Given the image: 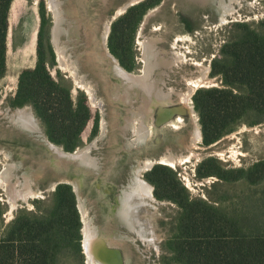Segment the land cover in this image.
<instances>
[{
    "label": "rangeland",
    "instance_id": "1",
    "mask_svg": "<svg viewBox=\"0 0 264 264\" xmlns=\"http://www.w3.org/2000/svg\"><path fill=\"white\" fill-rule=\"evenodd\" d=\"M59 1L61 4L58 5V10L74 8L82 22L74 36L68 30L69 25H73L74 18L60 12L61 20L56 22L48 0H14L8 13L6 72L0 79V203L4 206L1 230L20 210L30 214H45L50 210L51 194L57 186L52 188L55 170L57 178H66L65 181L72 178L65 170H61L64 174H58V167L52 172L49 170L52 168L48 163L50 156L48 157L44 144L45 136L47 139L48 137L35 115L33 116L37 118L39 125L35 133L22 132L12 119L11 111L16 107H31L18 104L15 92L19 72L32 69L37 62L39 29L41 60L51 78L69 87L72 101L84 102L90 112L89 120L73 150H65L61 145L48 140L59 149L61 147L64 152H72L98 138L96 149L91 151V155L102 163V179L95 182L98 189L92 187L88 176L84 178L82 190V185L75 188L83 221L81 224L80 218L83 238L85 222L95 231L101 230L100 227L105 228L108 207L115 204V195L119 189L123 185L128 187L131 167L137 159H148L153 162V166L161 165L170 169L176 182L183 187L190 199L208 201L228 216H236L245 221L255 215L264 217V180L251 184L238 179L239 175L235 173L229 175L228 180H220L218 176L231 170L247 171L254 164L264 161V120L251 114L244 115L239 123L224 126L220 137L205 143L193 102L196 91L223 86L221 76L213 74L211 67L214 61L222 59L223 46L242 33L237 25L246 24L251 29L264 32V25H260L264 22V0H224L233 12L222 22L219 21L216 9L218 3L213 8L210 4L200 5L192 0H144L143 2L152 5H149L139 21L130 23L121 19L128 9L114 17L116 9L121 7L124 0ZM249 2L252 4L248 5ZM105 25L109 27L105 44L108 50L101 43ZM56 29L62 33L55 35ZM98 36L100 52H110L109 58L117 60L119 64L122 61L128 68L120 65L135 75H141L144 70L142 42L158 38L155 48L158 59H162L158 62L163 63L165 60L164 63L169 64L165 66L167 74H163L164 83L162 78L159 86L163 84L164 91L172 92L169 95L172 94L174 105L183 106L185 103L191 110V115L181 117L182 124L178 129L159 131L161 134H157L155 140H149L146 147H131L127 152L123 150L124 142L134 138L131 126L133 118L129 111H135L141 104L139 99L134 104H127L107 97L118 89L116 81L113 84L109 82L107 74L102 70L104 65L101 61L86 60L91 53L96 54L98 49L95 42ZM85 51H88L89 57L82 53ZM59 53L64 56L65 68L59 63ZM79 53H82L80 58H76ZM179 56L181 59L177 58ZM162 68L160 71L159 68H153L150 77L158 81ZM202 74L207 81L194 84L193 81H197ZM78 81H82L84 85L79 86ZM85 85L93 91L94 99H91ZM142 95L143 93H138L139 98ZM187 96L189 100H184ZM178 99L181 103H178ZM14 103L16 105H12ZM8 109L11 110L9 113ZM2 115H5L7 121L3 120ZM193 122L196 127L192 125ZM193 128L199 129L201 139H193ZM169 155L177 159L182 157L183 160L175 165L167 164L164 159ZM41 164H46L49 168L41 169ZM4 170L8 175L2 179ZM141 171L142 180L147 181L149 169ZM204 172L210 174L200 176ZM147 183L152 187L153 198L156 200L153 203L154 218L149 225L154 241L144 240L119 223L113 229L114 235L127 238L119 239L117 247L111 250L117 251L119 264H176L168 251V239L176 234L180 210L174 202L157 198L153 185L149 181ZM25 188L34 194L23 200L19 195ZM66 251L68 258H62L60 264H86L82 249L79 252L74 248Z\"/></svg>",
    "mask_w": 264,
    "mask_h": 264
},
{
    "label": "trees",
    "instance_id": "2",
    "mask_svg": "<svg viewBox=\"0 0 264 264\" xmlns=\"http://www.w3.org/2000/svg\"><path fill=\"white\" fill-rule=\"evenodd\" d=\"M12 1L0 0V79L6 72ZM149 5L152 4L142 2L129 7L121 19L139 21ZM237 26L242 33L223 46L222 59L211 67L213 74L221 76L223 86L193 94L205 143L220 137L224 126L239 123L244 115L264 120V32L246 24ZM40 45L41 29L35 66L18 74L16 102L30 105L48 139L71 151L77 146L90 112L84 102L72 101L69 87L51 78L41 60ZM120 64L128 68L122 61ZM233 173L239 175L238 179L258 183L264 180V161L247 171L231 170L218 176L228 180ZM146 179L157 198L174 202L180 210L176 234L168 239V251L176 264H264V217L255 215L245 221L228 216L208 201L190 199L171 170L161 165L153 166ZM3 212L0 203V264H60L62 258H68L67 249L81 250L80 217L75 195L67 184L55 187L47 213L20 210L2 231Z\"/></svg>",
    "mask_w": 264,
    "mask_h": 264
},
{
    "label": "bare ground",
    "instance_id": "3",
    "mask_svg": "<svg viewBox=\"0 0 264 264\" xmlns=\"http://www.w3.org/2000/svg\"><path fill=\"white\" fill-rule=\"evenodd\" d=\"M49 1V6L52 9L56 22H59L61 20V17L59 16V13H64L65 15H70L74 18V23L73 25H69L68 30L71 35H75V33L78 31V27L82 24V22L79 20L78 16L76 15V11L74 8H65L63 11L58 10L60 8L58 5L61 4L59 0H48ZM144 0H124L122 1V5L120 8L116 9L115 16L120 15L123 13L124 9L127 6L130 5H137L138 3L143 2ZM197 4L200 5H206L210 4L211 7L215 8V5L218 3L216 6L217 13H218V18L219 21H224L227 18V15L232 14L233 10L232 8L229 7L228 4H225L224 0H192ZM231 1V0H229ZM136 3V4H135ZM248 5H251L252 2L247 3ZM150 14V13H149ZM85 25V24H84ZM54 26V24H53ZM52 26V28H53ZM104 31L101 36V43L104 47H106V35L108 34L109 27L108 25H105L103 27ZM52 32V29H51ZM50 32V33H51ZM62 33L61 30L56 29L55 30V35H58ZM83 36V35H82ZM158 41V38H150V39H145L142 42L143 46V60H144V70L141 75H135L133 73H129L122 69L119 64H117V61L114 59L109 58V52L108 54L99 52V57L104 58L105 60L109 61L108 69L110 73L117 78V83L118 89L115 90L113 93H109V98L112 100H119L123 103L127 104H134L136 99H139V104L136 108L135 111L134 109L130 110V115H132V129L134 133V138L133 140H126L124 142V147L123 149L127 150L129 148H141V147H146L147 143L149 140L152 141L157 134H159V131H164L167 129L171 130L172 128L178 129L180 125L182 124V119L180 115H176L177 117L175 119H170L171 121L168 122L165 125H162L161 127H157L154 124V111L158 107V110H160L161 106L162 107H167L168 109L174 106V100L170 97L169 93H166L161 90V87L159 86V83L162 82L163 74H165L167 68L165 66L169 65L167 63H162L158 62V52L155 48V42ZM53 42V41H52ZM54 44V43H53ZM55 47V44H54ZM107 49V47H106ZM88 52V51H87ZM87 52H82L86 53V56H88ZM79 53L76 55V58H80L81 54ZM175 55V54H173ZM181 59V57H177ZM58 59L59 63L62 67H66V62L64 60V56L62 53L58 54ZM160 59L159 61H161ZM169 60V59H168ZM163 67L161 69V72L159 73L160 76L158 77V81L153 80V78L150 77V72L152 69H157ZM204 70V69H203ZM158 71V72H159ZM205 71V70H204ZM161 78V79H160ZM116 81V82H117ZM207 79L205 76L202 74L197 78V81H193L194 84H202L205 83ZM77 84L79 86H83L82 81H78ZM85 88H87V91L91 97V99H94L93 91L89 88V86L85 85ZM112 91V89H110ZM138 93H143V97L139 98ZM87 94V93H86ZM188 94L190 95V90L188 91ZM88 95V94H87ZM89 97V96H87ZM90 99V98H89ZM184 100H189V96H187ZM178 103L179 99H178ZM176 104V103H175ZM179 105V104H178ZM181 106V105H179ZM186 109L189 115H191V110L187 108V105L183 103V106H181ZM30 109V111H29ZM27 108H15L13 111L8 109V113L11 111L12 113V119L13 122L17 124V126L20 128L22 132H27L29 133H35L38 130V120L36 122V119L34 118V114L32 112V108L29 107ZM174 110H170V113L172 114ZM163 113H166L165 110H163ZM103 116V113H102ZM101 116V117H102ZM4 121H7L5 118V115L1 116ZM173 118V117H172ZM162 118L159 121H156V124L158 122H161ZM193 121V120H192ZM100 124H101V118H100ZM194 127L197 125L193 122L192 124ZM103 129L100 126V131ZM194 130V131H193ZM193 139L194 140H199L201 139L200 136V131L199 129H194L193 128ZM25 132V133H26ZM192 134V133H191ZM98 138H95L91 143L88 145H85L84 147L78 148L72 152H64L61 148L59 149L50 141L46 138L44 139V144L46 146V151H48V157L50 156V160L48 161L49 163V170H52L57 167L62 166V164H72L73 163V168L77 170V172L80 174V176H84L85 174L87 175H92L94 178L97 177L101 172H100V167L101 163L99 162V159L97 157L92 156L91 151L92 149L95 148V143ZM198 143V142H197ZM45 150V149H44ZM183 158L179 157L178 159L174 156H167L165 157L164 161L167 164H178L181 162ZM39 162V161H38ZM37 162V163H38ZM151 161L148 159H144L143 161L141 159L136 160V166L133 165L131 167V179L128 182V187H123L119 195L117 196V201L119 203V206L115 208V212L113 216L111 217L112 221L114 222V225H117L121 223L122 225L127 226L126 228L128 230L134 231L137 236H140L144 240H147L148 242H152L153 236L151 235L152 231L150 228V224L152 223V218H154V213L153 210L154 208V202L156 201L155 198H153L152 193V187L145 181L142 180L139 175H141L142 169L148 170L150 169ZM151 165V166H150ZM150 166V167H149ZM46 166V164H41L40 168H49ZM149 167V168H148ZM56 173V170H55ZM54 175V180L55 183L52 186H56L59 183H67L69 184L72 189L74 190V195L76 197V205L79 210V216L81 218V223L82 221V215L81 211L79 209V204H78V195L77 191L75 188H78L82 185L81 183V177L79 175H74L73 180H66L62 178H57L56 174ZM8 173L7 171L2 172V179L7 176ZM75 186V187H74ZM34 194V192L30 191V189L25 188L21 193H20V198L23 200L26 199L27 196ZM128 225H130L128 227ZM81 228V249H82V254L86 256L85 262L87 264H119V258L117 255L116 250H111L112 248H116L118 243L117 241L119 239L125 240L127 236H119V235H114L115 232L113 231L114 228L110 230H92L89 228V225L87 222H85V227H84V238H83V233H82ZM119 242V241H118ZM105 246V247H104ZM118 262V263H117Z\"/></svg>",
    "mask_w": 264,
    "mask_h": 264
},
{
    "label": "flooded vegetation",
    "instance_id": "4",
    "mask_svg": "<svg viewBox=\"0 0 264 264\" xmlns=\"http://www.w3.org/2000/svg\"><path fill=\"white\" fill-rule=\"evenodd\" d=\"M262 1V0H261ZM106 37H107V35H106ZM95 44H96V47H97V49L98 50H96V54H90V58H86V60H88V59H96V61H101V63L104 65V67H103V72H105V74H107V78L109 79V82L111 83L112 82V84H113V82L115 83V81H117V78H115L111 73H110V71H109V69H106V66H108L109 65V61L108 60H105L104 58H101V57H99V52H100V50H101V46H99L100 44H99V36L97 37V41L95 42ZM106 44V43H105ZM107 47V46H106ZM107 50H108V48H107ZM110 53V52H109ZM111 55V54H110ZM117 61V60H116ZM117 64H119V62L117 61ZM119 66L122 68V69H124L120 64H119ZM125 70V69H124ZM126 71V70H125ZM127 72H129V71H127ZM142 72V71H141ZM167 73H165L164 75H166ZM165 78V76L163 77V83H164V79ZM116 83H119V81H117ZM163 84H161V90L162 91H164L163 90ZM164 92H166V93H172L170 90H167V91H164ZM107 97L109 98V94L107 95ZM171 98H172V100H173V97H172V94H171V96H170ZM191 101V100H190ZM181 103V102H180ZM171 106H174V107H171V108H167V107H162L161 106V108H160V110H158V107L155 109V111H154V116H153V118H154V124L155 125H158L159 127H161L162 125H165V124H167L168 122H170L172 119H175L177 116L176 115H180L181 117H183V116H187V115H189L188 114V112L186 111V109L185 108H183V107H179V105H171ZM192 108V107H191ZM163 110H165L166 111V113H163ZM170 110H174V112L172 113V114H170V113H167V112H170ZM194 111V110H193ZM173 117V118H172ZM162 118V120H161V122H158L157 124H156V121H159L160 119ZM171 119V120H170ZM159 134H161V133H159ZM200 136H201V134H200ZM156 139V138H155ZM154 139V140H155ZM43 145V144H42ZM44 146V145H43ZM60 147V146H59ZM61 148V147H60ZM45 149V148H44ZM62 149V148H61ZM63 150V149H62ZM125 152H127V150H125V149H123ZM64 151V150H63ZM135 156V155H134ZM134 158V157H133ZM134 160V159H133ZM101 163V162H100ZM134 163H135V165H136V161L134 160ZM102 164V163H101ZM63 165H66L64 168H61V166L59 165V167H58V169L60 168V171H59V173L58 174H64V173H62L61 172V170H65V173L68 175V176H70V177H72L71 179H73V175H79L80 176V174L77 172V170L76 169H73V164H62V166ZM151 165H153V162H152V164ZM150 165V166H151ZM73 166V167H72ZM133 166V165H132ZM149 166V167H150ZM148 167V168H149ZM102 168V167H101ZM103 170V169H102ZM103 171H101V173H102ZM100 173V174H101ZM142 173V172H141ZM100 174L97 176V177H93V176H91V175H87V174H85L84 176H80L81 177V183H82V187H81V190H82V188H83V186H84V178H85V176H88V177H90V179H91V183H92V187L95 189V190H97L98 189V185L95 183V182H97L98 181V179L99 178H101L100 177ZM132 175V174H131ZM139 177L142 179V177H141V175H139ZM71 179H68V180H71ZM102 179V178H101ZM131 179V176H130V178H129V180ZM129 180H128V182H129ZM147 182V181H146ZM93 184H94V186H93ZM128 184V183H127ZM125 186H127V185H123V187H125ZM123 187H121V189L123 188ZM121 189H119V191H118V193L115 195V204L112 206V205H110L109 207H108V214L106 215V217H105V228L104 227H100L101 228V230H110V229H112V228H115L116 226L114 225V222L112 221V220H110L111 219V217L113 216V212L115 211V208L117 207V205H118V202H117V196L119 195V192H120V190ZM104 193H106V192H103V194ZM152 193V192H151ZM151 195H153V194H151ZM154 197V196H153ZM82 224V223H81ZM122 226H118V228H121ZM85 258H86V256H85ZM87 264V263H86Z\"/></svg>",
    "mask_w": 264,
    "mask_h": 264
},
{
    "label": "water",
    "instance_id": "5",
    "mask_svg": "<svg viewBox=\"0 0 264 264\" xmlns=\"http://www.w3.org/2000/svg\"><path fill=\"white\" fill-rule=\"evenodd\" d=\"M135 4H136V3H135ZM133 5H134V4H133ZM133 5L127 6V7L124 9V11H126L129 7H131V6H133ZM124 11H123V12H124ZM117 16H118V15H117ZM115 17H116V16H115ZM153 165H154V164H153ZM153 165H152V166H153ZM152 166H151V167H152ZM151 167H150V168H151ZM149 170H150V169H149ZM59 184H60V183H59ZM57 185H58V184H57ZM71 188H72V187H71ZM72 191H73V193H74V190H73V189H72ZM74 194H75V193H74ZM76 208H77V210H78L77 205H76ZM78 212H79V210H78ZM81 246H82V245H81ZM118 262H119V261H118ZM118 262H117V263H118Z\"/></svg>",
    "mask_w": 264,
    "mask_h": 264
},
{
    "label": "crops",
    "instance_id": "6",
    "mask_svg": "<svg viewBox=\"0 0 264 264\" xmlns=\"http://www.w3.org/2000/svg\"><path fill=\"white\" fill-rule=\"evenodd\" d=\"M13 2H14V0L12 1V3H13ZM12 3H11V5H12ZM11 5H10V9H11ZM10 9H9V10H10ZM9 12H10V11H9Z\"/></svg>",
    "mask_w": 264,
    "mask_h": 264
}]
</instances>
